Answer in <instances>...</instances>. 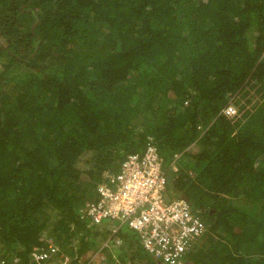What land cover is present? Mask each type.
Wrapping results in <instances>:
<instances>
[{"label": "trees", "instance_id": "obj_1", "mask_svg": "<svg viewBox=\"0 0 264 264\" xmlns=\"http://www.w3.org/2000/svg\"><path fill=\"white\" fill-rule=\"evenodd\" d=\"M0 40L5 264L77 263L104 173L151 141L206 225L179 264H264V0H0Z\"/></svg>", "mask_w": 264, "mask_h": 264}, {"label": "built area", "instance_id": "obj_2", "mask_svg": "<svg viewBox=\"0 0 264 264\" xmlns=\"http://www.w3.org/2000/svg\"><path fill=\"white\" fill-rule=\"evenodd\" d=\"M224 111L233 113L235 108L228 105ZM179 157V153H174L171 163L165 164L152 141L141 150L128 153L119 171L104 173L109 180L97 185L99 199L90 202L81 216L89 215L90 225H107L110 230L96 236L103 238L97 250L74 263L69 253L49 242L45 247L32 249L30 264H126L115 252V247L122 246L124 241L114 233L123 225L138 231L144 251L155 261L181 263L206 225L201 215L192 210L189 200L169 196L171 189L166 192L168 169L175 166ZM0 264H5V259L0 258Z\"/></svg>", "mask_w": 264, "mask_h": 264}, {"label": "rangeland", "instance_id": "obj_3", "mask_svg": "<svg viewBox=\"0 0 264 264\" xmlns=\"http://www.w3.org/2000/svg\"><path fill=\"white\" fill-rule=\"evenodd\" d=\"M1 42H2V40H0V44H1ZM164 155L166 156L165 157L166 162L169 164L171 162V156L168 153H165ZM179 167H180V164L176 163V165L173 168H174V170H177ZM43 234L46 235V233H43ZM102 240H103V238H101V237H96L94 239L93 243H91L93 248H92V250L87 252L88 255H90L91 253H94L97 250V248H98V246ZM132 248L133 247H131V248L125 247V249H121L119 251V252L122 251L121 252L122 254L120 253V255H119V258L121 259L122 262H124L126 264H157V262L154 259H152L148 253L146 254L144 251H141V254H140L142 256L141 259H136V257L130 258V254L133 253ZM126 259H131L130 260L131 263H130V261H128V262L125 261Z\"/></svg>", "mask_w": 264, "mask_h": 264}, {"label": "water", "instance_id": "obj_4", "mask_svg": "<svg viewBox=\"0 0 264 264\" xmlns=\"http://www.w3.org/2000/svg\"><path fill=\"white\" fill-rule=\"evenodd\" d=\"M167 175H168V179H167V182L170 186L173 187V178H174V169L173 168H170L167 172ZM184 196L187 200H188V197L186 195H182Z\"/></svg>", "mask_w": 264, "mask_h": 264}, {"label": "crops", "instance_id": "obj_5", "mask_svg": "<svg viewBox=\"0 0 264 264\" xmlns=\"http://www.w3.org/2000/svg\"><path fill=\"white\" fill-rule=\"evenodd\" d=\"M169 186H170V185H169ZM171 187H172V186H171ZM172 188L174 189V187H172ZM130 247H133V248H132L133 251H135V250L138 251V250L136 249L135 246H130ZM121 249H125V248H121V246H120V247L117 246V247H115V252H116V253L118 252L119 254H118V253H117V254L120 255V253H121L122 251H121V252H119V251H120ZM121 254H122V253H121ZM87 256H88V253H86L83 257H87ZM136 258H137V259H141L142 256H141L140 254H138V256H137ZM81 260H82V259H80L79 261H81ZM143 261H144V260H143ZM145 262H146V261H145Z\"/></svg>", "mask_w": 264, "mask_h": 264}, {"label": "clouds", "instance_id": "obj_6", "mask_svg": "<svg viewBox=\"0 0 264 264\" xmlns=\"http://www.w3.org/2000/svg\"><path fill=\"white\" fill-rule=\"evenodd\" d=\"M174 169V168H173ZM183 194H181L180 193V195L179 196H181V197H183V198H185L184 196H182ZM186 199V198H185ZM82 258H85V257H80L79 259H78V261L80 260V259H82ZM78 261H77V263H78ZM159 263V262H158ZM159 264H162V263H159Z\"/></svg>", "mask_w": 264, "mask_h": 264}]
</instances>
